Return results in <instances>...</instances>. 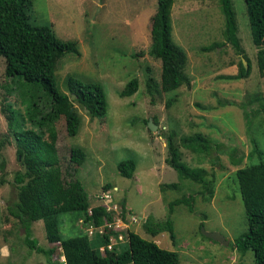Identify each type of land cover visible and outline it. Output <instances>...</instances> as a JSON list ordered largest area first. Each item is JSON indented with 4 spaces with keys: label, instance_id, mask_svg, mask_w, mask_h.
<instances>
[{
    "label": "rangeland",
    "instance_id": "374dc122",
    "mask_svg": "<svg viewBox=\"0 0 264 264\" xmlns=\"http://www.w3.org/2000/svg\"><path fill=\"white\" fill-rule=\"evenodd\" d=\"M155 5L154 0H30L31 24L48 25L56 38L73 40L77 45L78 54L64 53L56 61L58 89L68 93V78L97 83L105 95L106 111L102 117H90L71 98L80 121L77 133L66 134L62 116L45 132L59 208L55 215L33 221L29 238L40 247L55 246L48 263L44 255L27 247L24 228L7 214L6 207L12 206L15 199L13 175L20 170L11 130L38 128L36 122L46 116L49 104L39 88L5 76L0 57V141H4L0 147L4 160V173L0 171V248L5 246L9 252L5 259L0 257V264H64L57 252L58 242L46 239L47 223L54 225L60 238L85 235L101 257L108 252L125 255L126 233L133 231L174 251L178 264H254L251 250L241 253L234 246L246 226L232 173L264 159V120L258 101L264 94V70L260 73L256 67V49L250 40L244 2L231 0L241 47L238 54L227 43L202 49L223 41L217 0L173 1L171 40L187 57L184 72L189 81L167 92L156 90L159 61L147 54L148 23ZM241 59L249 69L248 75L229 78L237 74ZM132 77L137 78L136 91L120 96ZM5 105V112H11L12 129L1 111ZM149 119L156 125L155 130L147 128ZM196 134L209 143L208 154L195 152L187 145V139ZM168 135L183 162L206 171L205 180L212 184L209 201L201 199L199 184L179 179L166 165ZM254 146L261 151L260 156L252 152ZM72 147L84 152L80 165L69 159ZM234 148L242 157L237 165L228 156ZM127 160L134 164L129 178L116 169L118 162ZM76 182L87 194L88 213L92 206L103 207V224L83 225ZM170 182H176L177 187L160 190V184ZM186 195L193 196L190 209L176 205L169 210L170 201ZM121 201L124 219L119 215ZM104 204L111 210L105 211ZM147 216L156 221L169 219L173 237L166 231L154 236L146 233L142 222ZM201 228L218 232L227 244L205 236Z\"/></svg>",
    "mask_w": 264,
    "mask_h": 264
},
{
    "label": "trees",
    "instance_id": "16d2710c",
    "mask_svg": "<svg viewBox=\"0 0 264 264\" xmlns=\"http://www.w3.org/2000/svg\"><path fill=\"white\" fill-rule=\"evenodd\" d=\"M173 1L156 0L154 12L148 23L147 54L159 61V81L156 90L160 92L175 90L181 85H187L189 81L184 72L187 57L184 51L171 40L170 9ZM217 2L222 15L223 41L212 43L202 49L210 50L227 43L239 54L241 47L236 35L231 0H217ZM243 2L250 40L256 49V67L261 73L264 70V0H243ZM29 10L30 0H0V57L4 61L3 73L5 76L39 88L47 98L49 110L43 119L36 122L39 125L38 128L30 126L12 129L11 112H5L6 105L1 107L7 119V125L12 129L15 159L20 166V170H16L13 175L15 199L12 206H7L6 210L7 214L24 228L26 235H24V242L27 247L44 255L49 263L55 246L40 247L35 244L34 239L29 238L31 223L55 215L59 208L58 188L45 132L46 130L48 132L51 125L62 116L66 134L73 136L77 133L80 121L72 107V101L69 98L71 94L75 95L74 101L79 103L90 117H102L106 111V102L103 89L97 83H82L68 78V93L58 89L54 73L56 61L64 53L78 54L76 42L56 38L48 25L31 24L28 21ZM238 64L237 74L228 76L229 78H244L248 75V67H244L241 61ZM147 86L150 88L149 82ZM136 89L137 78L132 77L124 84L120 96L131 95ZM258 101H260L259 110L264 120V94ZM187 141V145L193 151L209 153V143L200 134L188 138ZM3 145L2 140L0 147ZM252 152L258 156L261 155V151L255 146ZM228 156L230 162L235 165L239 164L242 158L236 155L235 148L228 153ZM69 159L75 165H80L84 160V152L80 148L72 147ZM164 161L175 171L179 179H186L201 186L199 195L203 201L210 200L212 184L211 181L205 180L206 171L201 167L189 166L183 162L177 146L172 143L169 135L166 140ZM3 167L4 160L0 152L1 175L4 173ZM116 169L121 176L129 178L132 175L134 164L130 160L120 161L116 164ZM232 175L242 203L246 226L245 231L234 240V246L241 253L248 249L251 250L254 264H264V159L238 167ZM2 183V176H0V185ZM107 187L108 184L105 188ZM176 187V182L159 185L160 190ZM76 191L79 212L83 215V225L88 226V222H93L97 226L101 225L103 223L101 216L105 213L103 207L92 206L88 213L87 194L79 182H76ZM192 203L193 196L186 195L170 201L168 208L171 210L173 206L184 205L190 209ZM119 209V215L124 219L122 201ZM142 227L151 236L166 231L171 238L173 237L169 219L156 221L147 216L142 222ZM45 230L46 239L50 243L58 242L57 252L63 256L64 264H178L177 254L174 251L161 248L154 241L144 239L133 231L126 233L125 255L108 252L101 257L94 248H91L85 235L60 238L55 233L52 223H47Z\"/></svg>",
    "mask_w": 264,
    "mask_h": 264
},
{
    "label": "water",
    "instance_id": "95a60500",
    "mask_svg": "<svg viewBox=\"0 0 264 264\" xmlns=\"http://www.w3.org/2000/svg\"><path fill=\"white\" fill-rule=\"evenodd\" d=\"M241 62H242V64H243V66L244 67H246V64H245V61L243 60V59H241ZM75 97V95L74 94H71V96H70V99L71 98H74ZM147 128L149 129V130H155V128H156V125L149 119L148 121H147ZM201 232H202V234H204L205 236H207V237H210V238H212L213 240H216V241H218V242H220V243H222V244H227V242H228V240H226L221 234H219L218 232H205L202 228H201Z\"/></svg>",
    "mask_w": 264,
    "mask_h": 264
},
{
    "label": "crops",
    "instance_id": "0c3cea01",
    "mask_svg": "<svg viewBox=\"0 0 264 264\" xmlns=\"http://www.w3.org/2000/svg\"><path fill=\"white\" fill-rule=\"evenodd\" d=\"M156 3V0H154ZM8 249L5 246H2V248H0V257H3L5 259V257L8 255Z\"/></svg>",
    "mask_w": 264,
    "mask_h": 264
},
{
    "label": "built area",
    "instance_id": "2783aa9c",
    "mask_svg": "<svg viewBox=\"0 0 264 264\" xmlns=\"http://www.w3.org/2000/svg\"><path fill=\"white\" fill-rule=\"evenodd\" d=\"M109 195H107V196H105L106 198L108 197ZM108 208V207H107ZM106 208V206H105V204H104V209H105V211H109V210H111V209H107ZM120 219H122L121 217H120ZM103 224V223H102Z\"/></svg>",
    "mask_w": 264,
    "mask_h": 264
}]
</instances>
